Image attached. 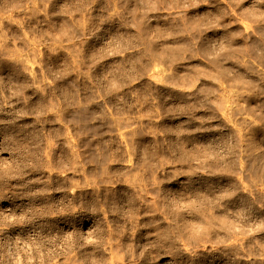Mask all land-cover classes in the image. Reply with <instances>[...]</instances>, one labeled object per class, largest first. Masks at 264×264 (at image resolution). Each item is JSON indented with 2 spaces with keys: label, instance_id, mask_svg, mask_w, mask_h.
I'll return each instance as SVG.
<instances>
[{
  "label": "rangeland",
  "instance_id": "rangeland-1",
  "mask_svg": "<svg viewBox=\"0 0 264 264\" xmlns=\"http://www.w3.org/2000/svg\"><path fill=\"white\" fill-rule=\"evenodd\" d=\"M0 264H264V0H0Z\"/></svg>",
  "mask_w": 264,
  "mask_h": 264
}]
</instances>
